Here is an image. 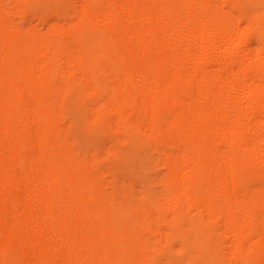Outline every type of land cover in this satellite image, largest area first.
I'll list each match as a JSON object with an SVG mask.
<instances>
[{
	"label": "bare ground",
	"instance_id": "bare-ground-1",
	"mask_svg": "<svg viewBox=\"0 0 264 264\" xmlns=\"http://www.w3.org/2000/svg\"><path fill=\"white\" fill-rule=\"evenodd\" d=\"M0 264H264V0H0Z\"/></svg>",
	"mask_w": 264,
	"mask_h": 264
}]
</instances>
